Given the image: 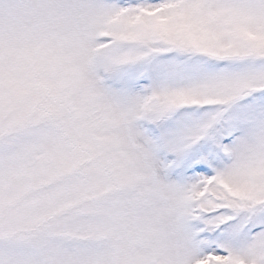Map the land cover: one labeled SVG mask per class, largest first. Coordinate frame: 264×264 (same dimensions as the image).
I'll use <instances>...</instances> for the list:
<instances>
[{"label": "snow or ice", "instance_id": "obj_1", "mask_svg": "<svg viewBox=\"0 0 264 264\" xmlns=\"http://www.w3.org/2000/svg\"><path fill=\"white\" fill-rule=\"evenodd\" d=\"M0 264H264V0H0Z\"/></svg>", "mask_w": 264, "mask_h": 264}]
</instances>
